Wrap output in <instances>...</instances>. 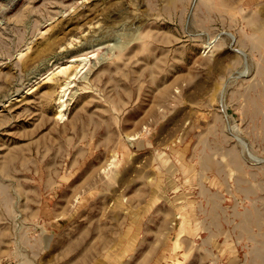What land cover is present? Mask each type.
Masks as SVG:
<instances>
[{"label": "rangeland", "instance_id": "374dc122", "mask_svg": "<svg viewBox=\"0 0 264 264\" xmlns=\"http://www.w3.org/2000/svg\"><path fill=\"white\" fill-rule=\"evenodd\" d=\"M0 264H264V0H0Z\"/></svg>", "mask_w": 264, "mask_h": 264}, {"label": "bare ground", "instance_id": "6f19581e", "mask_svg": "<svg viewBox=\"0 0 264 264\" xmlns=\"http://www.w3.org/2000/svg\"><path fill=\"white\" fill-rule=\"evenodd\" d=\"M85 56V55H84ZM79 57V56H78ZM83 57V56H82ZM86 57V56H85ZM77 57L75 56L73 59H76ZM80 58H81V56H80ZM85 59V58H84Z\"/></svg>", "mask_w": 264, "mask_h": 264}]
</instances>
